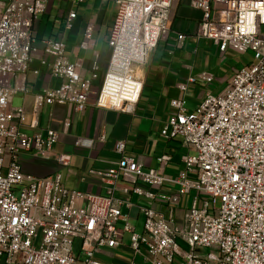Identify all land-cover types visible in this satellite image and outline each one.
I'll return each mask as SVG.
<instances>
[{"label":"built area","instance_id":"1","mask_svg":"<svg viewBox=\"0 0 264 264\" xmlns=\"http://www.w3.org/2000/svg\"><path fill=\"white\" fill-rule=\"evenodd\" d=\"M51 1L0 0V264H104L96 255L123 247L124 233L131 237V264L138 257L144 264H264V0H219L222 7L217 0H192L203 13L197 38L213 41L222 53L250 54L252 60L224 92L207 95L196 111L188 112L182 99L172 101L174 112L162 136L180 139L197 153L185 158L178 177L145 172L120 141L121 160L111 169L90 172L107 186L104 196L69 191L60 175L38 178L24 172V155L45 156L61 136L41 128L38 111L60 105L84 113L95 96L99 109L133 113L144 87L140 71L167 30L175 0H110L118 11L104 74L96 59L84 78L63 41H44L45 53L54 58L51 75L62 83L35 96L28 123L25 107L11 103L16 94L29 92L12 88L7 79L29 71L37 51L34 23ZM76 16L70 13V21ZM90 42L88 31L82 49L88 50ZM70 128L66 122L64 130ZM58 161L68 167L71 157L60 155ZM166 185L172 189L165 190ZM117 193L171 207L195 195L182 222L173 211L165 216L148 206L142 208L143 232L125 221L122 234L123 208L132 204Z\"/></svg>","mask_w":264,"mask_h":264},{"label":"crops","instance_id":"2","mask_svg":"<svg viewBox=\"0 0 264 264\" xmlns=\"http://www.w3.org/2000/svg\"><path fill=\"white\" fill-rule=\"evenodd\" d=\"M218 1L217 6L222 7V3ZM117 11V5L110 0H84L79 4L73 0H52L47 12L35 21L33 38L37 51L34 61L24 76L7 79V85L12 88L21 87L29 92L27 97L23 93L16 94L11 103L15 108L14 102L18 99L20 105L17 108L25 107L28 123L34 117L35 96L62 83L51 75L54 58L45 53L43 42L55 39L63 41L66 44V55L78 64L84 78L90 77L91 67L96 59L104 74L111 58L109 39ZM72 12L77 16L70 21L69 15ZM202 20L203 13L192 7V0H175L167 30L163 33L149 64L140 71L144 87L133 113L99 109L95 106V96H91L86 111L80 114L71 106H43L38 111L40 126L58 131L61 134L60 140L45 156L24 155V172L38 178L60 175L62 184L69 191L104 196L108 191L107 186L90 172L113 168L122 158L116 151V145L124 141L126 154L134 157L145 172L157 171L171 178L178 177L185 170L184 160L190 150L180 139L168 140L162 136L165 124L174 112L171 103L173 100L182 99L186 108L187 96L194 87L226 83L227 78L217 77L213 72L217 67L210 60L205 63V59H210L212 54L220 56L222 60L218 68H221V64L224 65L227 60L226 56L234 53L231 49L222 53L213 41L197 38ZM88 31L91 35V46L88 50H83L81 46ZM42 61L47 65L42 66ZM192 78L196 80L195 83L189 82ZM184 85L187 90L182 92L180 87ZM226 89L227 87L223 90L218 88L214 93H205L194 105V109L199 107L207 95H218ZM66 122L71 123L68 132L64 130ZM60 155L71 157L70 166L64 167L59 163ZM163 156H169L171 160L160 164L158 160ZM190 176H194L193 173ZM164 189L169 191L172 187L166 185ZM194 195L192 193L184 197L179 206L171 207L117 193L118 197L132 204L131 208H123L125 218L118 224V229L123 234L127 221L137 233H142L145 220L142 208L148 206L154 207L165 216L173 211L176 221L180 223L190 208ZM127 237L130 235L124 233V246L117 251L128 258L118 259L115 264L133 262L131 237ZM181 245L185 248L183 243ZM135 264H144L142 258H136Z\"/></svg>","mask_w":264,"mask_h":264},{"label":"rangeland","instance_id":"3","mask_svg":"<svg viewBox=\"0 0 264 264\" xmlns=\"http://www.w3.org/2000/svg\"><path fill=\"white\" fill-rule=\"evenodd\" d=\"M227 60L224 65L221 64V68H218V65H220V62L222 58L216 54H212L210 59H205V63H207V60H210V63L217 67V70H214L213 72L216 74L217 77H226L227 81L226 83H223L221 85H218L217 83L204 86L201 88L194 87L193 91L190 90L187 99H186V109L189 111L194 112L196 108L194 109V105L198 103L200 100V97H202L207 92L214 93L219 88L220 90H223L224 88H228L230 82L233 79L234 72L237 70H240V68L246 66L249 64L252 60V56L250 54H240V53H233L228 54L226 56ZM233 71V74H232ZM20 105V102L18 99L14 102V107L17 108ZM190 153L189 155L195 156L197 153L194 149H189ZM220 208V202L217 203L216 209ZM128 238V237H127ZM130 238V237H129ZM128 238V239H129ZM129 243V240L128 242ZM127 259L128 257L123 255L121 252L117 250H108L104 249L100 253H98L95 257V260L104 264H113L118 259Z\"/></svg>","mask_w":264,"mask_h":264}]
</instances>
